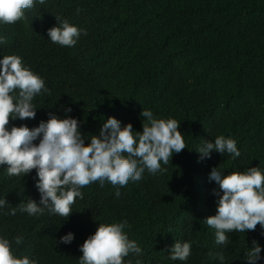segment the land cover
Wrapping results in <instances>:
<instances>
[{"label":"trees","instance_id":"1","mask_svg":"<svg viewBox=\"0 0 264 264\" xmlns=\"http://www.w3.org/2000/svg\"><path fill=\"white\" fill-rule=\"evenodd\" d=\"M56 17L86 33L75 46L48 39ZM0 35V58L19 56L48 89L33 99L35 119L10 118L9 130L31 129L53 113L76 118L87 144L109 116L142 132L147 120L140 113L148 109L156 119L180 121L187 146L162 164L163 172L145 170L123 187L108 181L82 187L83 199L76 198L66 220L47 209L21 211L29 199L39 203L35 170L17 177L0 165V199L8 202L0 209V237L14 256L80 264V231L100 223L101 211L127 221L124 232L143 250L130 253L125 264H247L253 240L264 248L259 224L255 231L229 233L230 242L221 246L205 223L216 214L213 189L219 186L208 179L213 167L225 175L250 167L264 172V0H46L15 23H0ZM221 135L236 141L241 156L213 152L201 159L195 150ZM68 232L74 240L60 243ZM17 237L23 238L19 245ZM175 241L191 244L187 261L169 259Z\"/></svg>","mask_w":264,"mask_h":264},{"label":"clouds","instance_id":"2","mask_svg":"<svg viewBox=\"0 0 264 264\" xmlns=\"http://www.w3.org/2000/svg\"><path fill=\"white\" fill-rule=\"evenodd\" d=\"M36 3L44 5L46 0H0V23H15L23 18L25 9ZM56 19L57 24L47 30L48 39L61 46H75L84 30L67 20ZM4 43L5 37L0 35V45ZM15 90H19L18 97L12 95ZM42 91L48 92L44 79L25 67L19 56L0 58V165H7L10 176L22 177L35 170L34 186L40 199L39 203L29 199L21 206L20 210L28 215L41 214L47 209L66 220L76 198L83 199L82 187L96 181L123 187L129 180H141L145 170L152 174L163 172L162 164L168 165L174 153L187 147L184 135L178 130L180 121L156 119L148 109L140 113L147 120L142 132L134 131L130 123L122 127L118 119L109 116L98 136L91 135L87 144L74 117L61 119L49 113L46 121L31 129L26 125L6 128L10 118L35 119L37 108L33 99ZM65 111L71 112V108ZM195 151L201 159H211L213 152L221 156L230 154L233 159L241 156L236 141L222 135L214 141L205 140ZM208 179L219 186V191L213 189L217 197L216 214L205 219L216 230L218 245H227L228 234L233 231H255L258 224L264 229V172L250 167L246 172L225 175L223 170L213 167ZM115 195H120L119 190ZM7 204L5 199H0V209ZM115 215L101 211L97 218L100 223L88 222L82 227L80 264H125L124 258L130 253H142L141 247L124 232L129 227L127 221L117 223ZM74 238V233L68 232L60 237V243L70 244ZM22 239L17 237L16 244ZM262 251L264 248L253 240L247 264H260L264 260ZM168 252L170 260L187 261L191 244L175 241ZM218 259L223 262L224 257L220 255ZM0 264H37V261L14 256L9 240L0 237Z\"/></svg>","mask_w":264,"mask_h":264}]
</instances>
